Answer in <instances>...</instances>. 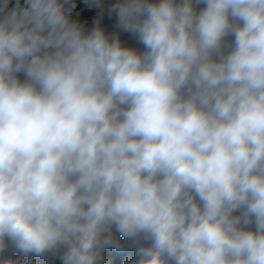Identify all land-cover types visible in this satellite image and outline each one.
<instances>
[{
    "label": "clouds",
    "instance_id": "obj_1",
    "mask_svg": "<svg viewBox=\"0 0 264 264\" xmlns=\"http://www.w3.org/2000/svg\"><path fill=\"white\" fill-rule=\"evenodd\" d=\"M11 3L0 264H102L116 234L130 264H264V0H117L143 52L69 0Z\"/></svg>",
    "mask_w": 264,
    "mask_h": 264
},
{
    "label": "trees",
    "instance_id": "obj_2",
    "mask_svg": "<svg viewBox=\"0 0 264 264\" xmlns=\"http://www.w3.org/2000/svg\"><path fill=\"white\" fill-rule=\"evenodd\" d=\"M22 2L23 0H21ZM14 3L15 0H12L11 5ZM116 3L117 0H98V3L96 0H69V4L66 7H71L72 4L76 5L70 15L72 19L82 25L85 32H89L99 25L110 38L118 37L123 46L143 52V46L139 43L138 38L130 32L122 31L118 27L117 14L112 11L113 5ZM199 7H203V5ZM20 78L23 79V76L21 75ZM114 251V249L105 250L102 264H128V261L135 258L133 249L125 250L116 255ZM6 257L10 260H16L19 257V253L6 252ZM22 258L28 261L26 264H62L59 254H53V256L50 254L43 258L41 256H24ZM22 258H20V261H22Z\"/></svg>",
    "mask_w": 264,
    "mask_h": 264
},
{
    "label": "rangeland",
    "instance_id": "obj_3",
    "mask_svg": "<svg viewBox=\"0 0 264 264\" xmlns=\"http://www.w3.org/2000/svg\"><path fill=\"white\" fill-rule=\"evenodd\" d=\"M11 6L12 5L10 4L9 7H11ZM116 237L118 239H120L121 243L125 246V250H131V249H133L135 251L134 247H132V242L131 241H125L122 237H119V234H116ZM6 252H10V253L15 254V251H13L11 247H8L7 250L5 251V253H4V256L5 257H6ZM114 252H115V255L118 254V253H120V252H116V251H114ZM134 253L135 252H133V255H134ZM50 254H52V256H53V253H49V254H46V255L49 256ZM45 256H41V258H43ZM21 260L22 261H20V264H26L28 262V261L24 260L23 258ZM128 264H130V261H128Z\"/></svg>",
    "mask_w": 264,
    "mask_h": 264
}]
</instances>
